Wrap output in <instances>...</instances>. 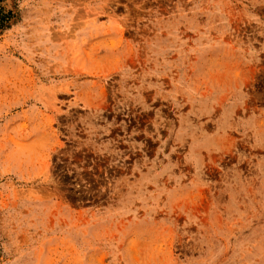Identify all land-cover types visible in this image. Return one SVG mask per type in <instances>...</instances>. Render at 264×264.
<instances>
[{"label": "rangeland", "instance_id": "obj_1", "mask_svg": "<svg viewBox=\"0 0 264 264\" xmlns=\"http://www.w3.org/2000/svg\"><path fill=\"white\" fill-rule=\"evenodd\" d=\"M0 264H264V0H0Z\"/></svg>", "mask_w": 264, "mask_h": 264}]
</instances>
